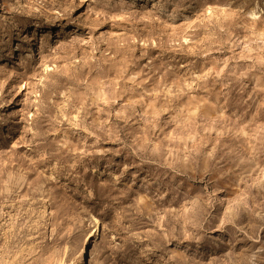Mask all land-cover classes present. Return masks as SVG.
Instances as JSON below:
<instances>
[{
	"label": "rangeland",
	"instance_id": "obj_1",
	"mask_svg": "<svg viewBox=\"0 0 264 264\" xmlns=\"http://www.w3.org/2000/svg\"><path fill=\"white\" fill-rule=\"evenodd\" d=\"M59 263L264 264V0H0V264Z\"/></svg>",
	"mask_w": 264,
	"mask_h": 264
},
{
	"label": "bare ground",
	"instance_id": "obj_2",
	"mask_svg": "<svg viewBox=\"0 0 264 264\" xmlns=\"http://www.w3.org/2000/svg\"><path fill=\"white\" fill-rule=\"evenodd\" d=\"M96 231L94 232V234L92 233V235L90 236V239L95 235ZM85 249H86V243H84L83 247L80 249L81 252H80V255L78 256L80 262L83 260V257L85 256L86 252H85ZM78 260V259H77ZM62 263V262H61ZM60 264V263H59Z\"/></svg>",
	"mask_w": 264,
	"mask_h": 264
}]
</instances>
